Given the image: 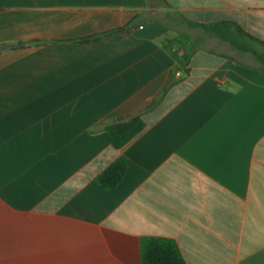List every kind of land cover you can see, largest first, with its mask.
<instances>
[{
    "label": "crops",
    "instance_id": "crops-1",
    "mask_svg": "<svg viewBox=\"0 0 264 264\" xmlns=\"http://www.w3.org/2000/svg\"><path fill=\"white\" fill-rule=\"evenodd\" d=\"M259 41L264 0H0V264H264Z\"/></svg>",
    "mask_w": 264,
    "mask_h": 264
},
{
    "label": "trees",
    "instance_id": "trees-1",
    "mask_svg": "<svg viewBox=\"0 0 264 264\" xmlns=\"http://www.w3.org/2000/svg\"><path fill=\"white\" fill-rule=\"evenodd\" d=\"M210 29L220 34L218 25ZM97 37H92L96 39ZM88 38L86 40H90ZM262 45L264 42L259 41ZM146 122L141 115L134 116L128 120H121L110 123L106 126V132L114 148L121 149L131 142L146 128ZM129 159L121 156L111 165H109L96 180L98 184L111 190L121 182L126 169L129 166ZM141 264H187L183 258L177 244L170 239L165 238H146L141 244Z\"/></svg>",
    "mask_w": 264,
    "mask_h": 264
},
{
    "label": "built area",
    "instance_id": "built-area-1",
    "mask_svg": "<svg viewBox=\"0 0 264 264\" xmlns=\"http://www.w3.org/2000/svg\"><path fill=\"white\" fill-rule=\"evenodd\" d=\"M140 28H142V27H140Z\"/></svg>",
    "mask_w": 264,
    "mask_h": 264
}]
</instances>
